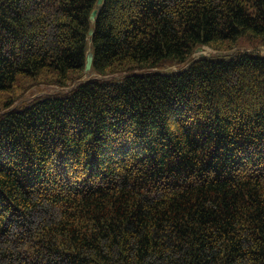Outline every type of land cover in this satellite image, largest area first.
Instances as JSON below:
<instances>
[{
    "label": "trees",
    "instance_id": "16d2710c",
    "mask_svg": "<svg viewBox=\"0 0 264 264\" xmlns=\"http://www.w3.org/2000/svg\"><path fill=\"white\" fill-rule=\"evenodd\" d=\"M243 43L264 0H0V94L76 85L0 116V264H264V55L193 58Z\"/></svg>",
    "mask_w": 264,
    "mask_h": 264
},
{
    "label": "rangeland",
    "instance_id": "374dc122",
    "mask_svg": "<svg viewBox=\"0 0 264 264\" xmlns=\"http://www.w3.org/2000/svg\"><path fill=\"white\" fill-rule=\"evenodd\" d=\"M200 51L197 52V49L193 55L194 59H197L199 57L205 56V57H231L237 53L240 52H255L260 55H264V47L262 46H256V43H254V46L243 43L240 44L238 47L234 48L233 50H227V51H220L216 50L212 47L203 46L200 47ZM179 67H172L168 69V67L163 72H170V71H177L180 70ZM73 86H67V87H59L57 85H49V84H40L37 86L31 85V87H27V85L22 86L21 84L18 85L11 93H1L0 94V116L3 113H6L10 110H13L15 108H20L24 106L27 103H30L31 101L44 97L47 95H55L57 93H65L71 90ZM12 99L11 101V107L8 109H5L4 105L7 103L8 100Z\"/></svg>",
    "mask_w": 264,
    "mask_h": 264
},
{
    "label": "water",
    "instance_id": "95a60500",
    "mask_svg": "<svg viewBox=\"0 0 264 264\" xmlns=\"http://www.w3.org/2000/svg\"><path fill=\"white\" fill-rule=\"evenodd\" d=\"M104 3V0H98V6L101 7ZM99 10H94L92 15H91V21L94 23L96 22L97 16H98ZM94 32L91 31L90 32V36H93ZM201 48H199L197 50V52L200 51ZM93 53L89 52L87 55V60H86V67H85V72L88 74L87 76H90L91 70H92V66H93Z\"/></svg>",
    "mask_w": 264,
    "mask_h": 264
}]
</instances>
